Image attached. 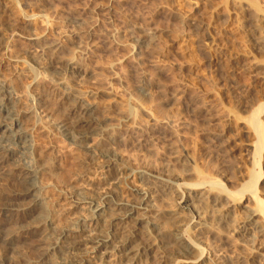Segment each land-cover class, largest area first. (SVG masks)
I'll use <instances>...</instances> for the list:
<instances>
[{
  "label": "rangeland",
  "instance_id": "obj_1",
  "mask_svg": "<svg viewBox=\"0 0 264 264\" xmlns=\"http://www.w3.org/2000/svg\"><path fill=\"white\" fill-rule=\"evenodd\" d=\"M233 1L228 5L226 0H0V49L6 47L0 50V79L17 91L20 107L33 94L52 119L64 118L68 92L64 85L52 83L55 79L49 73L57 64L75 60L80 72L76 81L69 78L73 93L92 104L95 116L108 123V129L116 126L118 157L127 167L145 169L164 181L145 184L155 192L152 198L162 220L169 221L166 218L177 212L182 224L191 219V213L176 204L179 193L172 192L176 183L190 187L202 180L217 181L230 194L228 199L205 192L207 187L186 191L191 194L188 205L200 215L189 227L194 222L204 225L194 238L204 249L203 261L264 264V234L250 237L254 227L263 228L261 219L254 226L244 225L255 207L247 195L237 199L250 171L257 168L248 120L258 97L257 83L264 76L258 74V59L239 27L238 2L247 12V0ZM259 3L264 11V0ZM20 36L37 40L28 42ZM39 48L47 52L40 76L32 82L25 62L33 63ZM13 58L19 62H9ZM54 86H60L58 91ZM31 120L25 127L35 154L44 155L51 169V178L44 180L46 208L64 228L61 214L69 210L60 191L96 197L109 188L102 185L97 162L87 165L84 155L65 148ZM260 167L257 188L264 200L263 159ZM127 176L115 189L123 199L139 186ZM168 180L172 184L165 183ZM7 190L0 185V206L13 201L4 197ZM9 214L3 212L0 218ZM169 224L167 232L173 230ZM7 226L0 222V235L11 231ZM198 229L188 234L194 237ZM15 244L23 255L34 257L31 239L19 238Z\"/></svg>",
  "mask_w": 264,
  "mask_h": 264
},
{
  "label": "bare ground",
  "instance_id": "obj_2",
  "mask_svg": "<svg viewBox=\"0 0 264 264\" xmlns=\"http://www.w3.org/2000/svg\"><path fill=\"white\" fill-rule=\"evenodd\" d=\"M226 1L228 5L234 3L233 0ZM247 6L248 11L243 12L241 10L243 8L238 2L237 7L241 12L238 16L239 27L247 38L246 41L249 42L255 58L258 59L260 64L257 66L258 74L264 76V11L259 0H247ZM25 36L27 35L23 37ZM23 37L20 36L23 40L36 43V38L35 40L29 36L28 38ZM5 40H8L7 43L9 42V38ZM6 46L8 50L11 45L8 47L7 44ZM35 47L33 49H36ZM5 48L0 50L4 51ZM42 49L38 51L37 55L35 54L37 57L33 58V63L25 62L26 71L30 73L32 82L37 76H40L38 69L42 68L44 52H47L43 51L46 48ZM74 61L72 59V61L61 62L57 64L58 67H54L56 71L49 73L51 78L55 79L52 80V83L64 85L65 88L62 87L65 92H68L64 102L66 106L64 118L60 116L61 118L54 117L52 119L53 115L47 112L46 107L37 105L39 98H35L32 93L28 99L26 97V104L20 107L17 91L9 85L10 83H6L7 80L0 79V185L9 190V192L7 190L8 194L2 196L14 201L0 206V215L6 211L11 214L7 219L0 218V222L4 221L9 225L8 229L11 230L8 234L4 235L7 233L5 231L2 232L3 235H0V264H206V260L203 261L205 258L204 249L194 240L202 234V231L199 230L204 225L194 222L195 226L189 227L191 221L198 219L200 215L197 211L194 213L192 207L188 205L191 194H187L186 191L194 193V191L204 190L207 187L208 190L205 192L213 193L214 191L218 198L221 197L225 200L230 194L217 181L207 180L208 182H205L202 180L199 181L200 183L189 185L190 187H187L186 184L176 183L175 190L170 189V191L179 193L176 204L179 209L188 210L191 213V219L182 224L183 222L179 221V217L176 216L180 214L179 212L169 214L170 217L166 219H169L173 230L167 232L165 228L169 221L162 220V211L156 206L157 200L154 201L152 198L155 192L145 186L146 183L154 184L153 181L163 180L145 169L134 170L127 167V164H124V161L122 160V162L118 157L116 151L119 142L118 133L113 132L115 130L113 128L116 126L111 128L112 125H109L108 129V123L102 122L99 120V116H95V108L91 106L92 104H86L83 100L82 102L80 96L73 93L75 92L71 82L73 79L69 78L77 77L80 72L76 61ZM9 62L19 61L13 58ZM263 80L264 78L261 77L257 83L258 97L257 100H255L256 97L254 98L255 107L248 120L249 129L253 131L255 142L252 148L253 165L258 169L250 171L242 186L241 194L238 195V198L236 197L239 199L247 195L255 207L247 214L243 221L244 225L254 226L258 224L257 219H261L263 224V228L257 226V228H253L254 231L252 229L251 238H254L255 235L262 237L264 234V200L259 197L257 188L262 176L260 162L262 159L264 160ZM58 88H56L57 91ZM127 113L129 114V111ZM31 118V121L35 120L34 122L37 123L32 122L34 125L41 126L47 134L56 138L55 140H59L65 148L84 155L87 165L97 162L99 165L96 169L104 176L102 185L109 188L108 191L96 197L72 193L69 190L60 191L64 196L63 200L68 201L67 208L69 210V212L67 210L68 213L61 214L64 217L61 220L66 224L64 228H59V223H56L54 217L49 215L46 208L44 191L48 185L44 183V180L45 177H50L51 169L48 167L49 162L44 158V155L35 154L32 136L25 127L27 126L26 122ZM127 175L136 179L139 186L131 190L129 198L123 199L116 194L115 189L118 188L121 180L128 177ZM165 183L172 184L169 180ZM236 198L232 200L235 202ZM248 198L245 197L244 201ZM64 207L62 208L65 209ZM63 209L61 212H64ZM76 211L83 213L77 215ZM191 224L193 225V223ZM197 227H199L197 235L192 237L188 234ZM8 229L7 231H9ZM19 238L31 239L34 242L32 248L34 257H26L18 251L19 247L15 242ZM194 252L195 256L192 257ZM17 255L19 256L16 260L10 263L12 261L10 259ZM206 259L210 261L209 258Z\"/></svg>",
  "mask_w": 264,
  "mask_h": 264
}]
</instances>
